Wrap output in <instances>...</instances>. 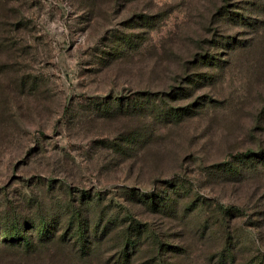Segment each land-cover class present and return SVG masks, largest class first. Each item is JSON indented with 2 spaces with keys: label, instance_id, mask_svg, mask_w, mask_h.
Here are the masks:
<instances>
[{
  "label": "rangeland",
  "instance_id": "obj_1",
  "mask_svg": "<svg viewBox=\"0 0 264 264\" xmlns=\"http://www.w3.org/2000/svg\"><path fill=\"white\" fill-rule=\"evenodd\" d=\"M221 2L0 0L1 231L64 221L72 204L92 201L98 217L129 208L165 242L188 246L176 258L168 248L152 258L145 246L138 264H221L227 236L229 264H264V164L240 165L241 177L219 167L264 148V28L224 24ZM231 35L254 48L228 54ZM211 54L220 67L201 61ZM127 191L179 202L184 220ZM77 253L48 244L23 264L116 260Z\"/></svg>",
  "mask_w": 264,
  "mask_h": 264
},
{
  "label": "trees",
  "instance_id": "obj_2",
  "mask_svg": "<svg viewBox=\"0 0 264 264\" xmlns=\"http://www.w3.org/2000/svg\"><path fill=\"white\" fill-rule=\"evenodd\" d=\"M217 8L220 20L225 22L224 24L226 25L230 26V24H234L238 27L245 28L247 31L250 29L251 34L259 31L262 27L264 28V19L256 18V13L259 15L264 14V0H222ZM231 37L227 38L228 47H226L229 49L228 54L230 55L233 53H244L254 48L255 42L253 40L239 39L235 35H231ZM220 46L224 47L223 44ZM201 61L205 65H210L215 68L221 66V63L212 54L203 57ZM206 78L208 77L205 76ZM176 93L184 94L185 89L180 87L177 90H173L169 95ZM163 105L161 113H166L168 119L177 122L181 120L183 113L178 110L170 112L164 109L166 106L165 104ZM259 157L264 164V148L259 150L248 149L247 152L235 157L236 165L228 163V165H220L219 167L229 176L238 177L240 175L241 177L245 175L242 168L247 167L255 158ZM240 165L243 167L240 168ZM127 195L131 199H138L145 202L150 209L156 212L167 213L168 216L174 217L176 221L184 220L178 211L179 202H175L173 199L167 200L166 198H161L154 191L141 194L127 191ZM97 203L99 202L82 201L78 205L72 204L73 207L71 209L67 208L68 213L64 221L53 218L49 222L42 221L40 224H32L27 228L16 226L11 230H0V249L2 247L6 249L0 251L5 252L4 254H0V264H13L10 261L12 257H18L12 258L15 264H23L25 259L30 260L34 257L32 255L37 254L42 247L45 248L48 244H69L74 251L78 252L77 254L79 256H88L104 250L110 256L114 255V258H116L110 264H138L143 256L142 250L145 246L148 247L146 252L152 258L158 255L157 251L167 248L175 253V258L176 256L187 253L188 246L186 244H171V242H165L152 225L136 220L129 208H124L122 213L114 215V208L109 205L104 208L105 212L98 217L96 215ZM199 206L200 204L197 208ZM191 207L194 206L189 204L188 208L190 209ZM222 211L227 215L226 210L222 209ZM61 223L63 226H60ZM188 225L192 228L205 231L204 237L211 236L208 233H210L209 229H212L207 221L203 222L198 219H192L188 222ZM34 229L38 231L35 233L33 232ZM227 237L224 249L222 251L216 250L215 254V258H218L221 264L234 263L237 260L233 244L234 241L230 239L231 237L228 240ZM221 238L223 241L225 236L223 235ZM215 239L216 241L219 240L218 238ZM166 264L181 263L172 261Z\"/></svg>",
  "mask_w": 264,
  "mask_h": 264
}]
</instances>
